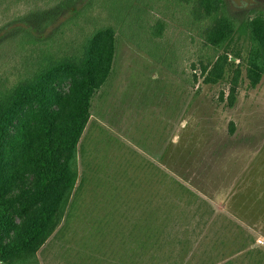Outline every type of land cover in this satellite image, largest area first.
Instances as JSON below:
<instances>
[{"label":"rangeland","instance_id":"1","mask_svg":"<svg viewBox=\"0 0 264 264\" xmlns=\"http://www.w3.org/2000/svg\"><path fill=\"white\" fill-rule=\"evenodd\" d=\"M52 1H6L0 26ZM163 1L92 3L127 37L92 99L77 188L39 264H264V78L253 88L242 77L229 106L230 80L207 84L198 64L209 55L202 28ZM226 2L237 19L264 12V0ZM156 20L164 38L148 44ZM229 50L245 63L248 39L236 35ZM0 56V78L11 76L20 56L11 45Z\"/></svg>","mask_w":264,"mask_h":264},{"label":"trees","instance_id":"2","mask_svg":"<svg viewBox=\"0 0 264 264\" xmlns=\"http://www.w3.org/2000/svg\"><path fill=\"white\" fill-rule=\"evenodd\" d=\"M6 1L8 9L27 0H0V6ZM84 1L53 0L0 26V51L11 45L20 56L11 76L0 78V264H39V251L67 216L91 102L111 76L118 34L126 36L118 21L95 11L97 0L80 7ZM173 1L187 21L202 28L209 55L198 64L205 83L230 80L228 105L233 107L242 77L253 88L264 78V12L237 19L226 0ZM87 13L95 19L89 17L78 30L73 21ZM149 16L146 9L143 23ZM165 25L156 20L148 44L164 38ZM236 35L249 43L243 64L230 58ZM239 55L233 56L240 60Z\"/></svg>","mask_w":264,"mask_h":264},{"label":"built area","instance_id":"3","mask_svg":"<svg viewBox=\"0 0 264 264\" xmlns=\"http://www.w3.org/2000/svg\"><path fill=\"white\" fill-rule=\"evenodd\" d=\"M258 242H259V243H263V241H262V240H258Z\"/></svg>","mask_w":264,"mask_h":264}]
</instances>
